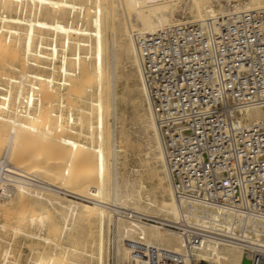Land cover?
<instances>
[{"label": "bare ground", "instance_id": "1", "mask_svg": "<svg viewBox=\"0 0 264 264\" xmlns=\"http://www.w3.org/2000/svg\"><path fill=\"white\" fill-rule=\"evenodd\" d=\"M172 2L151 0L156 9L149 11L143 0H119L125 18L120 30L115 0H0V264H7L22 242L38 245L30 246L37 258L27 264H105L106 259L109 264L112 232L120 239L119 264L129 259L122 240L138 236L185 253V239L172 225L182 215L209 221L219 216L207 207L181 210L136 51L134 33L182 22H173ZM222 2L192 0L195 19L186 22L225 13ZM233 2L226 12L264 9V0ZM120 54L135 67L148 102L147 119L140 124L151 134L146 154L151 169L144 166L158 178L161 201L145 198L139 169L133 178L118 169ZM241 117L245 125L263 122L264 107L248 108ZM62 192L83 202H65ZM106 204L136 219L117 216ZM254 227L258 237L264 234V222ZM244 259L249 261L240 245L208 241L187 264H242Z\"/></svg>", "mask_w": 264, "mask_h": 264}, {"label": "built area", "instance_id": "2", "mask_svg": "<svg viewBox=\"0 0 264 264\" xmlns=\"http://www.w3.org/2000/svg\"><path fill=\"white\" fill-rule=\"evenodd\" d=\"M148 101L174 195L187 206L216 209L212 220L182 215L172 228L186 252L123 239L128 264H187L204 242L238 244L250 264H264V121L245 125L243 111L264 107V9L228 11L134 33ZM114 214L132 218L109 204ZM115 232L109 264H119Z\"/></svg>", "mask_w": 264, "mask_h": 264}, {"label": "rangeland", "instance_id": "3", "mask_svg": "<svg viewBox=\"0 0 264 264\" xmlns=\"http://www.w3.org/2000/svg\"><path fill=\"white\" fill-rule=\"evenodd\" d=\"M143 1L146 2L147 6H148L147 7L148 10L151 11L150 7L153 6L151 4V0H143ZM172 1H173L172 4H175L174 8L176 7L175 11H174L175 17H174L173 22L177 23L180 21L184 22V21H191V20L195 19L194 18L195 11L193 10L192 6H190L192 4L191 3L192 0H180V1L172 0ZM233 1L234 0H220V2H222L221 4L223 5V7L227 8L225 10V12L227 10L231 9V7H232L231 3L234 4ZM115 2H117L116 4L118 5V7H117L118 12L120 11L119 12L120 14L118 13L120 16V19H119L120 28L119 29L122 30L123 24H124L122 22H124V19H125L124 15H123V9L119 3V0H117V1L115 0ZM229 2H231V3H229ZM217 3H218L217 1H216V3L214 2V5H216L215 6L216 9H219L220 6H219V3L218 4ZM150 4H151V6H150ZM153 7L156 9V6H153ZM190 8H192V10ZM139 11H140V8H139ZM149 11H147V12H149ZM190 11H191V13H190ZM141 12H145L143 8H141ZM191 15H193V16H191ZM134 30H137V29H134ZM110 38H111V36H110ZM84 52H85V50H84ZM124 60L126 63L124 62ZM119 61H120V66L118 68V76H117V95L120 97H118V102H117V115L118 116L116 119V127H117L116 132H117V137L119 140L118 145L122 147V148L120 147L122 149V151L119 153L120 157H119L118 169H119L120 174L123 173V176L131 177V178L136 177V175H138L136 170L139 169V174L143 175V178H144L143 181H144L145 186H146V189L144 192L145 198H147V195H149L150 198L157 199V200L161 201L163 199V195L161 194L160 189H158V187L160 188L158 178L156 176L154 177V175L151 176L152 173L149 171L151 169V167L149 168L147 166L148 164H147L146 154L149 151L148 146L152 141L150 139L151 134L146 129V124H145V126L144 125L141 126V124H144L146 119H147L146 117L148 115V104H147L148 102L146 101L144 95L141 94L142 93L141 89H140L141 81L136 74V70H135V72H133L135 67L131 64L129 59H127L124 54H120ZM133 78H135V79H133ZM145 111H146V113H145L146 115L144 114ZM143 114L145 116H143ZM110 122L115 123L113 119L110 120ZM138 124H139V127H138ZM144 127H145V129H144ZM121 130H123V131H121ZM141 164H143V165H141ZM144 165L147 168H149V170ZM142 166H144V168H146V170H144L146 172L143 171L144 168ZM124 174H126L127 176ZM152 178H154V179H152ZM37 180H36L37 182H41L40 179H37ZM155 189H157V190H155ZM62 194H59V197L62 196L61 197L62 199L65 198V199H63L65 202H68V201L83 202V201L75 199L74 198L75 196L72 194H69V193L67 194L65 192H62ZM108 203H112V202H108ZM161 231H164V233L166 232V230H161ZM107 236L108 235L106 234V240H107ZM3 246L4 245H2L0 247V255L2 253V250L4 249ZM30 246L32 248V247H36L38 245L37 244L24 243V242L19 244L17 251L13 254V256L10 258V260L7 264H15L14 263L15 261L17 263L20 262L21 264H27L29 262L34 263L37 256H36V254H34L33 251H31L32 249L30 248ZM106 247H107V241H106ZM106 252H107V249H106L105 253ZM31 254H32V257H31ZM106 255L107 254H105V258L107 257ZM18 257H19V259H18ZM28 257L30 258V260ZM1 260H2V258H1ZM18 260H20V261H18ZM105 264H107V259L105 261ZM199 264H204V263L201 262Z\"/></svg>", "mask_w": 264, "mask_h": 264}, {"label": "water", "instance_id": "4", "mask_svg": "<svg viewBox=\"0 0 264 264\" xmlns=\"http://www.w3.org/2000/svg\"><path fill=\"white\" fill-rule=\"evenodd\" d=\"M242 264H250V262L248 260L244 259Z\"/></svg>", "mask_w": 264, "mask_h": 264}]
</instances>
